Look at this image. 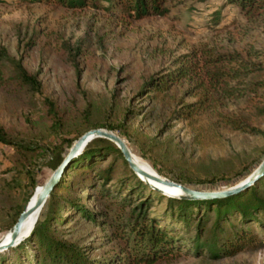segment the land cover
Returning a JSON list of instances; mask_svg holds the SVG:
<instances>
[{
  "label": "rangeland",
  "instance_id": "374dc122",
  "mask_svg": "<svg viewBox=\"0 0 264 264\" xmlns=\"http://www.w3.org/2000/svg\"><path fill=\"white\" fill-rule=\"evenodd\" d=\"M170 5L166 15L127 19L118 8L108 10L92 1L70 7L53 0H0V46L12 57H21L42 81L41 92L27 85L0 83V122L13 136L35 135L38 142L53 143L58 133L51 127L52 117L43 100L50 96L63 120L61 135L74 137L99 125L110 129L107 124H119L120 128L111 130L125 138L135 160L154 173L171 179L218 174L229 179L205 186L232 185L236 173L246 175L264 157V111L249 109L244 97L225 103L257 126L261 130L257 133L236 129L210 112L178 118L173 111L188 82L158 93L144 85L171 66L176 56L203 45L240 51L259 63L256 74H264V13L249 18L232 3L215 21L210 14L216 5L205 6L199 0H170ZM32 39L35 43L28 46ZM256 49L261 55H255ZM260 106L264 110V102ZM13 154L12 146L0 142V237L9 230L15 209L51 172L44 167L38 174L40 184L34 186L24 172L11 169ZM84 192L94 195L95 189ZM86 202L101 206L94 198ZM60 230L66 238L89 245L92 254L117 244L107 241L109 227L80 212ZM155 264H264V239L259 246L234 255L185 253Z\"/></svg>",
  "mask_w": 264,
  "mask_h": 264
},
{
  "label": "trees",
  "instance_id": "16d2710c",
  "mask_svg": "<svg viewBox=\"0 0 264 264\" xmlns=\"http://www.w3.org/2000/svg\"><path fill=\"white\" fill-rule=\"evenodd\" d=\"M53 1L70 7H84L92 1L108 10L118 8L127 19L162 16L171 9L170 0ZM199 1L205 6H217L210 14L215 21L232 3H236L249 18L264 13V0ZM33 43L34 39L28 41V46ZM69 49L75 59L72 48ZM76 49L80 51L79 46ZM261 53V50H255V55ZM258 65L240 51L216 50L203 45L176 56L172 65L152 75L144 88L158 93L186 81V91L173 111L176 117L192 119L200 113L210 112L236 129L257 133L261 131L257 126L240 113L226 108L225 103L228 99L244 97L249 109L264 111L260 106L264 102V74H256L261 69L256 67ZM0 83L27 85L38 92L42 87L38 73L30 71L21 57H12L5 46H0ZM188 97L193 99L188 100ZM43 100L52 117L51 127L58 133L53 143L38 142L35 135L13 136L0 122V142L15 150L11 155V169L24 172L34 186L40 184L39 172L49 167L51 175L65 159L73 142L87 131L82 130L74 137L61 135L63 120L56 101L50 96H44ZM85 113L90 115V106ZM106 126L113 130L120 128L119 124L113 123ZM107 157H110L107 164H102ZM253 170L248 169L244 176L243 172L236 173L234 177L238 178L234 183ZM174 179L194 188L215 189L222 187L205 185L229 178L212 174L176 176ZM91 188L95 189L94 195L84 192ZM34 192L15 209L10 228ZM88 198H94L101 206H89ZM76 212L109 227L107 241L116 240L117 244L102 254H92L89 245L63 236L61 225L71 221ZM262 232L264 174L251 185L227 196L170 195L142 178L115 141L97 136L69 159L31 233L19 243L1 250L0 264H155L185 253L220 257L259 246L264 239Z\"/></svg>",
  "mask_w": 264,
  "mask_h": 264
},
{
  "label": "water",
  "instance_id": "95a60500",
  "mask_svg": "<svg viewBox=\"0 0 264 264\" xmlns=\"http://www.w3.org/2000/svg\"><path fill=\"white\" fill-rule=\"evenodd\" d=\"M97 136H104L112 139L115 141L118 146L122 149L125 157L129 161L131 167L146 181H148L152 186L162 190L165 193L170 195H177V196H186L192 198H211V197H220V196H227L229 194L235 193L252 183H254L261 175L264 174V158L258 164V166L248 174L244 179L223 188H215V189H200L188 186L180 181L171 179L159 173H153L149 170L144 169L139 164H137L133 159V151L125 138H123L120 134L114 132L111 129L105 127H95L90 128L89 130L85 131L79 138H77L67 156L62 161V163L51 173V175L45 180V182L39 187L37 186L35 189L36 196L32 195L30 200L25 206V209L20 214L17 222L9 229L7 235L5 237H0V251L6 249L12 245L19 243L25 237H27L33 227L29 229L27 232L23 233V229L25 227L26 221L28 217L35 211H41L43 206L45 205L48 197L51 194V191L54 189L56 182L62 175L69 159L80 152L83 147L87 144L89 140ZM153 179L161 184L168 185V186H176L182 190L180 193H172L168 192L165 188L160 186L159 184L153 183L150 181ZM35 195V194H34Z\"/></svg>",
  "mask_w": 264,
  "mask_h": 264
},
{
  "label": "bare ground",
  "instance_id": "6f19581e",
  "mask_svg": "<svg viewBox=\"0 0 264 264\" xmlns=\"http://www.w3.org/2000/svg\"><path fill=\"white\" fill-rule=\"evenodd\" d=\"M133 159H134V161L137 163V164H139V162H137L136 160H135V158L133 157ZM140 166H142L141 164H139ZM144 169H146V170H149V171H151V172H153L152 171V169H150L149 167H145V166H142ZM155 172V171H154ZM153 172V173H154ZM150 181L151 182H153V183H156V184H159L160 186H162L163 188H165L168 192H172V193H180V192H182V190L180 189V188H178V187H176V186H168V185H164V184H161V183H159V182H157V181H155V180H153V179H150ZM41 186V185H40ZM39 186V187H40ZM35 194V195H34ZM33 194V198H35V196H36V193H34ZM40 213H41V211H35V212H33L29 217H28V219H27V221H26V224H25V227H24V229H23V233H25V232H27L29 229H31L32 227H33V225H35V223H36V221H37V219L39 218V216H40ZM9 231V230H8ZM8 231L7 232H5L4 233V235H2L3 237H5L6 235H7V233H8ZM1 236V237H2Z\"/></svg>",
  "mask_w": 264,
  "mask_h": 264
}]
</instances>
